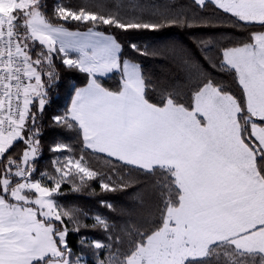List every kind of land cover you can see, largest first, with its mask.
<instances>
[{"label": "snow or ice", "instance_id": "6c2138e0", "mask_svg": "<svg viewBox=\"0 0 264 264\" xmlns=\"http://www.w3.org/2000/svg\"><path fill=\"white\" fill-rule=\"evenodd\" d=\"M149 8L155 20L145 18ZM48 11L44 0H0V264H85L67 237L89 228L106 233L80 236L82 249L108 250L95 264H264V30L239 41L194 37L195 58L171 46L195 81L188 103L166 84L153 100L125 45L137 56L159 49L114 34L165 24L218 31L216 13L234 26L264 29V0H107L78 9L57 3L51 17ZM224 72L234 75L239 94L217 79ZM74 73L87 82H69V103L49 113L51 90ZM110 73H119L116 89L100 80ZM45 120L76 132L80 148L77 154L73 144L56 141L49 166L36 176ZM92 157L107 171L94 170ZM158 170L163 179L151 193L159 222L143 230L135 221L118 229L100 213L89 226L82 223L86 209L58 200L68 195L65 185L83 194L98 181L100 192L92 194L103 197L139 187ZM99 206L116 210L103 198Z\"/></svg>", "mask_w": 264, "mask_h": 264}, {"label": "trees", "instance_id": "16d2710c", "mask_svg": "<svg viewBox=\"0 0 264 264\" xmlns=\"http://www.w3.org/2000/svg\"><path fill=\"white\" fill-rule=\"evenodd\" d=\"M48 5L49 11L48 15L51 17V8L57 3H63L73 8L80 7H95L98 4L106 3L107 0H44ZM146 4H162L165 0H143ZM179 2L184 4H191V0H179ZM125 11H128L125 9ZM213 9L211 7L205 9L202 15H208ZM145 18L155 17L152 14L151 9L145 11ZM213 29H218V31L205 30L200 28H186L181 26H165L159 28L157 31H140L133 32L130 35H124L119 30H116L114 34L120 36L122 41L131 42L135 41L139 43L142 47H147L151 49H159L160 55L157 56H137L132 53L131 50L125 45V58H132L134 62H138L142 66L143 74L150 81L149 86V96L153 100H159L160 98V88L162 84H166L170 89H175L179 97L183 102H190V90L191 85L195 82L190 79L187 71L183 66V58L181 55H173L170 51L171 46H175L177 53L180 49L191 54L193 58L201 55L197 50L196 44L194 42V37H207L208 35H215L217 37L230 38L233 41L244 40L252 31H261L259 25L250 26H234L232 19L228 16L216 13V16L212 18ZM55 22V21H54ZM70 30H77L76 24L66 25ZM79 30H85L83 26L79 27ZM39 49L37 48V51ZM59 65V61H56ZM63 75V73H62ZM218 80H222L225 84L232 87V90L239 94L238 86L234 83V75L229 72H224L217 76ZM101 82L105 87L110 89H116L119 84L120 76L119 73H110L103 77H100ZM69 82L77 84V86H82L86 83V78L81 73H74L71 76H63L60 85L54 88L50 92V98L52 103L48 107V112L60 111L66 106L70 101V94L68 84ZM56 141H64L66 143L73 144L77 148V154H79V137L74 131H69L57 127L49 126L48 120L44 121V127L42 132V145H43V158L39 161V170L35 173L39 176L41 171H44L46 167L49 166L50 160L53 158V154L48 151V147L55 143ZM17 145V148H20ZM16 149H13L15 151ZM90 163L93 165L94 170L99 168L101 171H107L108 165L99 157H92ZM163 177L159 174V170L156 174H152L149 177H142L143 183L138 187L133 185L127 191L117 192V193H106L103 197L93 195L100 192L99 182H92L91 188L88 192L71 193L69 191L70 186L65 185L62 189L63 193L68 195L58 200L61 204L67 206H76L86 209L90 216L89 218L82 220L91 226L94 223L92 214L100 213L109 219L110 224L117 226L118 229L124 228L125 224H131L135 221L138 225L143 227H148L153 223L159 222V211L158 202L152 196L151 185L153 182L162 180ZM143 198V204L141 199ZM103 198L111 202L116 210L108 211L106 209H101L99 206V200ZM66 226L69 229L75 227L72 223L66 220ZM87 235L89 239H104L106 233L103 230L96 229H81L79 233L70 231L68 234V241L74 253L77 255L82 254L86 258V264H95V260L99 258H104L108 254V250H103L102 253H96L95 255L88 249H82L79 243L80 236ZM125 240H127V233L124 234ZM126 246V245H125ZM215 261V257L213 258Z\"/></svg>", "mask_w": 264, "mask_h": 264}, {"label": "rangeland", "instance_id": "374dc122", "mask_svg": "<svg viewBox=\"0 0 264 264\" xmlns=\"http://www.w3.org/2000/svg\"><path fill=\"white\" fill-rule=\"evenodd\" d=\"M79 255H81L82 258H83V260L86 261V259H85L86 257H85L84 255H82V254H79ZM85 264H86V263H85Z\"/></svg>", "mask_w": 264, "mask_h": 264}, {"label": "crops", "instance_id": "0c3cea01", "mask_svg": "<svg viewBox=\"0 0 264 264\" xmlns=\"http://www.w3.org/2000/svg\"><path fill=\"white\" fill-rule=\"evenodd\" d=\"M86 30V29H85ZM83 31V30H82ZM106 75H108V74H106Z\"/></svg>", "mask_w": 264, "mask_h": 264}]
</instances>
